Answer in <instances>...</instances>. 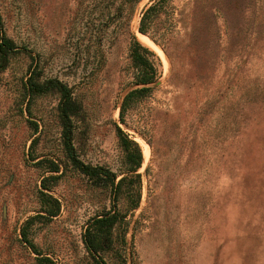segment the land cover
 <instances>
[{
    "label": "rangeland",
    "instance_id": "rangeland-1",
    "mask_svg": "<svg viewBox=\"0 0 264 264\" xmlns=\"http://www.w3.org/2000/svg\"><path fill=\"white\" fill-rule=\"evenodd\" d=\"M152 3L0 0L5 35L29 52L0 71V264H97L83 235L113 205L110 188L66 159L59 94L27 95L32 59L40 81L81 104L79 159L116 181L140 177L137 208L120 195L102 264H264V0H169L141 34ZM133 42L151 52L156 78L122 122L125 96L143 87ZM118 129L141 151L134 173Z\"/></svg>",
    "mask_w": 264,
    "mask_h": 264
},
{
    "label": "trees",
    "instance_id": "trees-1",
    "mask_svg": "<svg viewBox=\"0 0 264 264\" xmlns=\"http://www.w3.org/2000/svg\"><path fill=\"white\" fill-rule=\"evenodd\" d=\"M130 5H136L141 0H126ZM169 0H152V4L143 12L140 21L139 32L148 34V31L154 22L160 16L163 8ZM27 52L26 49H21L5 35L3 23L0 15V71L5 70L10 62V59L20 52ZM152 55L146 48L133 42L130 50V58L136 73V84L142 85V88H137L130 91L124 98L121 105L120 118L124 122V115L130 105L141 98L146 97L150 92V88L146 87L156 78V68L149 60ZM30 56V55H29ZM39 62L37 59H32V65L29 68L25 82V91L29 97H37L49 92H57L60 96L58 104V117L61 124V141L62 147L70 166L88 178L91 184L98 188H110L112 195V210L96 215L91 219L85 234L83 235V243L89 255L97 264L101 263L100 253L111 249L113 246V230L123 221V215L117 210V203L120 195L125 193L129 196V209H135L140 201V177L138 175H127L119 181L117 176L108 168L100 165H89L82 162L76 152L74 145V124L73 118L81 112V104L73 97L71 90L63 83L56 79H47L40 81ZM120 142L125 153L126 173H134L141 166L142 155L138 145L127 139L126 136L118 129ZM52 168L50 173H57L58 167L51 163ZM42 189L48 190L43 186ZM54 209L58 211V203L54 201ZM56 213V212H55ZM50 212L49 216L56 214ZM45 264H53L49 260H43Z\"/></svg>",
    "mask_w": 264,
    "mask_h": 264
},
{
    "label": "bare ground",
    "instance_id": "bare-ground-1",
    "mask_svg": "<svg viewBox=\"0 0 264 264\" xmlns=\"http://www.w3.org/2000/svg\"><path fill=\"white\" fill-rule=\"evenodd\" d=\"M133 25H134V27H136V21L133 22ZM137 37L141 43L146 44V45L148 44L149 41L147 40V38H145L139 34H137Z\"/></svg>",
    "mask_w": 264,
    "mask_h": 264
}]
</instances>
